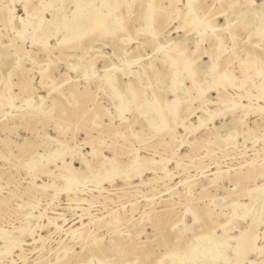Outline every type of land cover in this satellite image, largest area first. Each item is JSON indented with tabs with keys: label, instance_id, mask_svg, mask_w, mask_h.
Returning a JSON list of instances; mask_svg holds the SVG:
<instances>
[{
	"label": "rangeland",
	"instance_id": "obj_1",
	"mask_svg": "<svg viewBox=\"0 0 264 264\" xmlns=\"http://www.w3.org/2000/svg\"><path fill=\"white\" fill-rule=\"evenodd\" d=\"M74 1L0 0V233L18 238L7 247L0 237V264H264V208L249 198L264 189V0H194L195 24L179 30L186 0H122L101 7L109 34L61 45ZM60 5L63 28L53 21L46 39L41 27L33 42L22 37L20 18L47 22ZM187 30L203 92L183 71L179 114L155 130L145 106L175 97L162 58L176 56ZM134 159L139 169L128 167ZM113 162L120 173L96 179ZM254 209L251 223L243 216ZM202 232L232 245L247 233L253 248L191 260L186 248Z\"/></svg>",
	"mask_w": 264,
	"mask_h": 264
},
{
	"label": "bare ground",
	"instance_id": "obj_2",
	"mask_svg": "<svg viewBox=\"0 0 264 264\" xmlns=\"http://www.w3.org/2000/svg\"><path fill=\"white\" fill-rule=\"evenodd\" d=\"M94 1L95 0H75L74 1L75 9L73 11L74 12L73 22L71 24H69V26L66 28V31H65V28L63 29L66 32V34L59 41V43L61 45H66V44H68L72 41H75V40L79 41L78 42V44H79L81 41L80 39H82L83 37L90 36V35L91 36H103L104 34H107V33L109 34V32H107L105 29L106 28L105 22L107 20V16H106V14H103V12L101 11V7L102 6H108L109 10H113L120 5L122 0H112L111 2H109V0H96V1H99L100 5H96L94 3ZM185 3H186V13L184 14L185 18H184V20L180 21V23L176 26V30H179L180 28L183 29L187 25H194L195 24V16H194V12H193L194 0H186ZM43 6H45V5H43ZM262 7H263V5L261 6V8ZM62 11H63L62 6L61 5L58 6L57 10H56V14L50 20L47 21L48 23L42 22L40 17H38V19H36V20H34V19L31 20V19H29L28 13H26V15L23 18H20V20H22L25 23V25H27L29 27L30 31L27 34H23L22 37H29L31 39V41L33 42L34 41V39H33L34 32L39 27H41V36L46 39L50 35V33L52 32L51 28L49 27V24H51L53 21H55L57 23L56 26L63 28L62 25L64 22L60 19L61 15H62ZM258 11H255V13H257ZM8 13H10V15L8 17V22L11 23L14 16H13L10 8L8 9ZM241 14H243V13H241ZM152 16L153 15H152L151 11L150 12L148 11L147 15L142 16V18H144V26L140 27L139 31H141L142 33H145V32H148L150 30V27L152 25V22H151ZM241 18H243V17H241ZM114 20H115L114 21L115 22L114 23L115 29H119L120 25L118 24V22H119L120 18L115 17ZM242 20H244V21L241 22V23H243L241 25H245L246 24L245 18ZM259 20L263 21L261 19H259ZM185 24H187V25H185ZM200 24H201V26H200L199 31L203 32L205 30L207 23L204 22V23H200ZM185 33H186L185 34L186 36H184L183 39L181 40V44H180L181 46L179 47V52L176 54V56L165 54L162 58V62H167L171 68V76H170L171 81L168 84V88L165 90L168 93L173 92L175 94V97L170 101L165 100L163 102L160 100L158 102V99L156 97L157 100L154 99L152 101V105L147 106V107L145 106L144 114H145V117L147 118V122H148L150 127L156 125L157 128L155 130H159L162 127H164L168 121L175 120L177 115L179 114V111H180V108H179L180 107V100L179 99H182L183 97L181 98L178 96L179 94L177 95L178 90L180 89L178 87V82H179L178 80H179L180 74L183 71L186 74L187 78L192 82V86H194L196 88V90L198 91V94H199L198 96H200V93H201L200 91H202L199 84L197 83V81L194 78V73H193V70L191 69L192 61L190 59H188L187 52L184 51V50H186V46L183 43H186L185 41L189 40V34H190L188 30ZM231 36H232V34H231ZM260 38L264 42V32L262 34H260ZM125 40H126L125 38L122 39L121 43ZM218 41L222 42V37L218 38ZM218 52L221 53V49H219ZM89 63H90L89 65H92L93 60H91ZM210 63H211V67L209 69V73L212 76V73H214L216 71L217 63L215 61L214 62L211 61ZM244 68H245V66H244ZM43 73L44 72L41 71V74H43ZM254 74L258 76V75H260V71L255 70ZM220 79H222V78H220ZM104 84H106L110 88V91H109L110 96L112 98H118L117 96L119 94H118V91L116 90L114 78L110 77V76H106L105 78L103 77V81L101 82V85H104ZM258 86L260 87V92L262 94V97L264 98V79H262V81L259 82ZM130 90L133 92L132 86H131ZM167 92H165V93H167ZM130 102H132V100L131 101L129 100L128 103H130ZM113 103H114V101H113ZM115 103H116V101H115ZM124 103L125 102H123V101L122 102L120 101L118 103L117 107L119 110H121L125 106L126 103L125 104ZM2 104H4V103H2ZM149 112H150V114L148 115ZM212 112L213 111L209 110L208 114L209 115L211 114L210 116H212L213 115ZM150 115L153 117H151ZM202 123H203V120L201 119L200 124H202ZM185 128H187V127H185ZM131 164H132L131 169H134V168L139 169L141 166L140 162H138L135 159L128 165V167H130ZM114 169H117L115 163L114 162L110 163V165L105 169L104 174L100 175L99 177H96V179L99 180L102 177L110 178L115 173L116 174L120 173V171L116 172ZM110 172H112L113 174H110ZM70 178H72V177H70ZM72 179H74V178H72ZM263 191H264V189H260V190L256 189V192H255L256 194H253V195L250 194L249 195V198L253 199V200L260 196L262 208H264V194H263V196L261 195ZM231 207L236 208L237 204L231 203ZM242 209H246V207L242 206ZM258 213H259V210L257 211V209H254L253 211L251 210L250 212L246 211L244 213L243 218L248 217L247 220L250 219L251 223H255L259 219ZM194 219H196V218H194ZM229 228H230V226H229ZM229 228H228L227 224L223 225V231H226ZM247 231H248V229L245 230V232H247ZM23 232L25 233V229L21 231L22 234H23ZM0 234H1L0 237H2L4 235L8 236L7 242L5 244L7 247H12V246L18 245V238H13L11 236V233H10V235L2 234V233H0ZM242 234L238 235L234 239V244L232 245V244H229V242H227L225 236H223V235L220 236V238L219 237L216 238L212 233L202 232L201 236L194 239L193 243L188 245V247L186 248V251L188 253H191V255H190L191 260L193 258H195V260L197 258H199V259L205 260V262H206V259L208 257H215V258L221 257L222 259H224L226 257L225 255L228 254L227 253L228 249L230 248V250L233 251V254H235L236 257H239L240 259H242V257H244L246 255V253L253 248V241L250 238V236L247 233H244L243 235ZM3 248H4V246L2 247V249ZM165 255H171V252H167ZM213 260L214 259H212V261ZM205 262H203V263H205Z\"/></svg>",
	"mask_w": 264,
	"mask_h": 264
}]
</instances>
